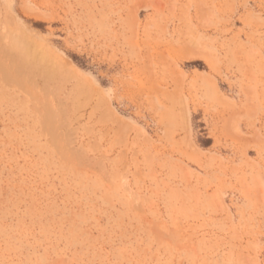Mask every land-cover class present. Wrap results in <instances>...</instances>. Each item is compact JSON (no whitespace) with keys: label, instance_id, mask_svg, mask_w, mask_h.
<instances>
[{"label":"rangeland","instance_id":"obj_1","mask_svg":"<svg viewBox=\"0 0 264 264\" xmlns=\"http://www.w3.org/2000/svg\"><path fill=\"white\" fill-rule=\"evenodd\" d=\"M0 264H264V0H0Z\"/></svg>","mask_w":264,"mask_h":264}]
</instances>
